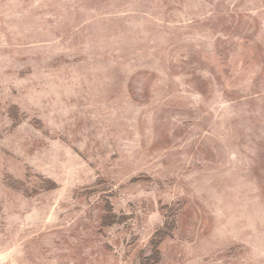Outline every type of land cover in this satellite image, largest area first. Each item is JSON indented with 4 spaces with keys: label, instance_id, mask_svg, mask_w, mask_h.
Segmentation results:
<instances>
[{
    "label": "rangeland",
    "instance_id": "rangeland-1",
    "mask_svg": "<svg viewBox=\"0 0 264 264\" xmlns=\"http://www.w3.org/2000/svg\"><path fill=\"white\" fill-rule=\"evenodd\" d=\"M0 264H264V0H0Z\"/></svg>",
    "mask_w": 264,
    "mask_h": 264
},
{
    "label": "trees",
    "instance_id": "trees-1",
    "mask_svg": "<svg viewBox=\"0 0 264 264\" xmlns=\"http://www.w3.org/2000/svg\"><path fill=\"white\" fill-rule=\"evenodd\" d=\"M113 222L114 221H113L112 217L110 216L109 219L107 221H105V224L106 225H111Z\"/></svg>",
    "mask_w": 264,
    "mask_h": 264
}]
</instances>
